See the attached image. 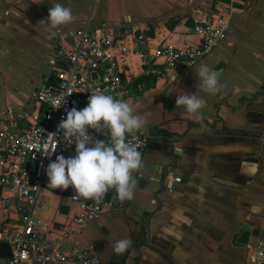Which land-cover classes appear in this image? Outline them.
Returning <instances> with one entry per match:
<instances>
[{
    "label": "crops",
    "instance_id": "0c3cea01",
    "mask_svg": "<svg viewBox=\"0 0 264 264\" xmlns=\"http://www.w3.org/2000/svg\"><path fill=\"white\" fill-rule=\"evenodd\" d=\"M132 2L142 8H124ZM218 2L223 1L0 0V78L8 75V66L31 64L26 96L20 87L10 90L3 76L0 112L38 108L34 92L55 81L49 60L56 42L77 29L122 39L144 33L147 49L163 42L196 45L195 23L216 16ZM242 2L233 11L223 10L232 12L227 37L210 56L174 71L159 67L140 79L139 95L126 100L146 118L151 137L134 198L73 235L79 244L93 245L104 264L253 263L254 248L264 239V0ZM56 3L70 7L74 19L55 29L53 37L40 21L48 19ZM221 64L220 92L198 90L195 70L201 65L216 70ZM121 66L126 76L142 74L136 54L121 59ZM183 92L206 100L201 122L176 106ZM164 173L167 189L157 197ZM76 211L66 198L42 194L41 214L50 225L67 226ZM242 221L251 228L250 257L232 244ZM123 238H130L132 246L118 255L113 246Z\"/></svg>",
    "mask_w": 264,
    "mask_h": 264
},
{
    "label": "built area",
    "instance_id": "2783aa9c",
    "mask_svg": "<svg viewBox=\"0 0 264 264\" xmlns=\"http://www.w3.org/2000/svg\"><path fill=\"white\" fill-rule=\"evenodd\" d=\"M218 2V14L195 23L196 45L177 46L163 42L147 49L144 33L131 38L102 37L87 27L60 38L49 60L55 81L43 84L34 92L38 108H8L0 112V242H6L10 257L0 264H104L93 245H81L74 238L81 228L100 220L108 213L121 210L128 201L116 198L109 190L99 203L91 199H72L75 189L48 187L46 169L57 156L76 155V144L59 131V124L72 108L83 109L94 91L127 100L139 95L141 78L159 67L166 70L186 68L210 56L227 37L236 2ZM222 11V13H221ZM136 54L142 66L140 77L126 76L121 59ZM95 139L107 138L89 130ZM132 139V136H129ZM143 128L135 134L142 159L150 143ZM35 163V169L31 164ZM139 172V171H138ZM138 172L134 173L135 177ZM181 184V178H175ZM45 191L66 198L77 209L67 226L55 227L41 214V198ZM252 264H264V239L254 248Z\"/></svg>",
    "mask_w": 264,
    "mask_h": 264
},
{
    "label": "clouds",
    "instance_id": "9594fccd",
    "mask_svg": "<svg viewBox=\"0 0 264 264\" xmlns=\"http://www.w3.org/2000/svg\"><path fill=\"white\" fill-rule=\"evenodd\" d=\"M74 17L72 9L60 3L49 9V17L40 24L47 23L51 36L55 29L70 24ZM27 23V21H25ZM198 90L215 95L220 92V71L201 65L195 70ZM206 100L194 94L183 92L176 99V106H183L194 122H201V110ZM147 121L135 114L128 101L96 90L90 95L88 105L83 109L72 108L58 128L71 143L76 144V155L65 158L57 156L46 169L48 187L68 189L72 186V199H91L101 202L109 190H115L116 198L130 201L134 198L138 181L134 173L143 168L139 145L134 143L135 134L141 131ZM95 130L107 138L95 139L89 130ZM132 136V139H129ZM132 246L130 238L119 239L113 246L116 254L127 252Z\"/></svg>",
    "mask_w": 264,
    "mask_h": 264
},
{
    "label": "water",
    "instance_id": "95a60500",
    "mask_svg": "<svg viewBox=\"0 0 264 264\" xmlns=\"http://www.w3.org/2000/svg\"><path fill=\"white\" fill-rule=\"evenodd\" d=\"M223 67V64L219 65L216 70H219ZM250 108H248L249 110ZM172 147V146H170ZM174 160V158H173ZM175 162V160H174ZM32 169H35V163L31 164ZM166 167V166H165ZM164 178H166V174L163 175V180L160 181L161 188L157 192V197L159 195L165 194V190L167 187L164 185ZM250 239H251V228L248 226V224L245 221H242V225L240 227L236 228V230L233 232L232 236V244L235 247H239L245 250L248 257H250ZM11 250L9 245L6 242H0V259H6L10 257Z\"/></svg>",
    "mask_w": 264,
    "mask_h": 264
},
{
    "label": "rangeland",
    "instance_id": "374dc122",
    "mask_svg": "<svg viewBox=\"0 0 264 264\" xmlns=\"http://www.w3.org/2000/svg\"><path fill=\"white\" fill-rule=\"evenodd\" d=\"M135 3V7H133V2L132 3H128L124 6V8L126 9H129L130 7H133V9H136V10H140L142 8L141 5H139L138 2H134ZM236 21L237 22H240L242 21L241 19L235 17ZM234 19V20H235ZM93 25V23H92ZM31 64H27V65H14V66H8V75H6L4 72L2 74V78H0V100L3 98L4 94H3V79L4 77L3 76H6V78H8V81L10 83V87L11 89L10 90H13V92H16V88L20 87L21 91L20 93L22 95H25L26 96V89L24 88V85L26 84L27 80V75L29 74V68H30ZM41 69H42V64H40L39 66ZM46 69V67H45ZM37 76H39L38 72L36 74ZM32 76H35L31 73V77ZM1 77V76H0ZM17 77H20L22 80L21 81H18L17 80ZM26 77V78H25ZM17 83H19L20 85H17ZM9 87V88H10Z\"/></svg>",
    "mask_w": 264,
    "mask_h": 264
},
{
    "label": "trees",
    "instance_id": "16d2710c",
    "mask_svg": "<svg viewBox=\"0 0 264 264\" xmlns=\"http://www.w3.org/2000/svg\"><path fill=\"white\" fill-rule=\"evenodd\" d=\"M217 1H223V2H228L229 0H214V3H216ZM241 1V2H240ZM242 1H245V0H239V1H237L236 2V7H242ZM123 262H124V260L123 261H121V262H117V263H115V264H123Z\"/></svg>",
    "mask_w": 264,
    "mask_h": 264
}]
</instances>
